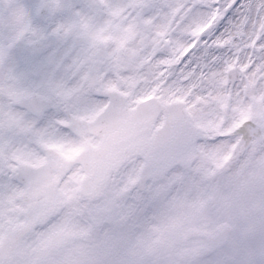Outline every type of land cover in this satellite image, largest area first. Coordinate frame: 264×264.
Instances as JSON below:
<instances>
[{"label": "snow or ice", "instance_id": "obj_1", "mask_svg": "<svg viewBox=\"0 0 264 264\" xmlns=\"http://www.w3.org/2000/svg\"><path fill=\"white\" fill-rule=\"evenodd\" d=\"M0 264H264V0H0Z\"/></svg>", "mask_w": 264, "mask_h": 264}]
</instances>
